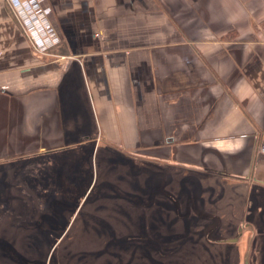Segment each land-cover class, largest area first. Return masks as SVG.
<instances>
[{
  "label": "crops",
  "instance_id": "0c3cea01",
  "mask_svg": "<svg viewBox=\"0 0 264 264\" xmlns=\"http://www.w3.org/2000/svg\"><path fill=\"white\" fill-rule=\"evenodd\" d=\"M87 139L264 228V0H0V165Z\"/></svg>",
  "mask_w": 264,
  "mask_h": 264
},
{
  "label": "rangeland",
  "instance_id": "374dc122",
  "mask_svg": "<svg viewBox=\"0 0 264 264\" xmlns=\"http://www.w3.org/2000/svg\"><path fill=\"white\" fill-rule=\"evenodd\" d=\"M92 140H85L83 146L69 153L83 161L80 167L72 165L73 169L79 167L68 179L73 185L65 177L68 172L58 174L56 164L62 154L46 152L26 164L0 165V176L5 171L15 172L19 181L30 176L33 185L38 186L14 196L21 203L26 200L34 204L35 219L25 223V218L20 224L12 218L9 225L14 230L22 229L23 243L27 238L31 245L44 243L39 258L28 264H45L50 246L58 240L48 264H242L245 257L252 264H264V233L258 236L262 240L258 246L252 241V226L264 230L260 218L252 212L257 203L248 204V208L252 207L250 215L241 219L235 206L238 201L239 210L246 207L243 197L241 201L234 197L235 208L231 200L228 204L212 201L220 198V188L217 195H205L211 198L205 207L192 200L195 197L190 201L182 195L187 199L182 201L176 187L183 172L174 170L155 154L147 156L146 150L126 151ZM91 161L94 185L86 200L81 198L82 204L78 202L76 207L82 192L90 186ZM42 189L47 192L42 194ZM5 192L0 189V199ZM66 197L69 203L63 201ZM131 200L133 203H129ZM7 205L0 201V215ZM50 212L55 213V218L62 217L59 227L51 219L49 225ZM65 227L67 231L60 236ZM36 235H41L42 240L36 241ZM234 237L238 238L235 244L226 242Z\"/></svg>",
  "mask_w": 264,
  "mask_h": 264
},
{
  "label": "flooded vegetation",
  "instance_id": "af4514ba",
  "mask_svg": "<svg viewBox=\"0 0 264 264\" xmlns=\"http://www.w3.org/2000/svg\"><path fill=\"white\" fill-rule=\"evenodd\" d=\"M93 151L95 153L96 147L93 148ZM71 152H74V151H72V149H70V150H65V151L61 152L60 154H62V157H61L62 162L61 163L58 162V164H56V166H59L58 167L59 168V171H58L59 175L62 174L63 170H64V173H67V172L69 173V174L67 173V176H65L67 181H68L71 174H74L75 171L77 172V170H79V167L83 162V161H81L80 158L77 157V155L75 158H74V156H70L69 153H71ZM81 155H83V154H81ZM35 156L36 155H33L30 159L23 160L20 162H22L23 164H26L28 161H31L32 158H34ZM37 156L40 157L39 155H37ZM17 163H19V162H17ZM72 165H78L79 167H74V169H73ZM0 171H2V170H0ZM91 171H92V179L90 181V186L88 187L87 190L82 192L80 199L77 200L76 207L78 206V202H80L82 204L81 198H85L84 200H86V197L89 195V193L92 190V187L94 185V174L95 173H94V169L92 166V161H91ZM16 175L17 174L15 172H11V171L6 172L5 171L0 176V185H1L0 189L1 190L4 189L6 191L5 193H1V196H4V198H1L0 201L3 203H5V202L9 203V205H7L8 208L4 209L2 207L4 209L5 213H2L0 215V219H1L0 220V250H1L0 251V264H28L30 262H33L31 260L39 258L40 253H42V248H43L42 246H44V243L42 245H39V246L38 245H31L28 241L29 238L25 239L26 242L23 243L22 242V233L23 232H21L22 229L18 228L17 230H14L11 228V226H9L10 224L13 223V221L10 220L12 218L14 220H16L17 223H20V224L24 223L21 221L26 218L27 222H25V223H29V222H31L32 219H35L36 213H37V211L33 212V210H32L34 204L31 205V203L29 201H26V200H24L21 203L20 201H17L16 197H14V196L18 195L19 192L25 193V192H29V191L31 192V189L36 190L38 186L33 185V182L30 180V176H28L25 179L22 178V180L19 181V178H17ZM68 182L70 183V185H73L72 181H68ZM57 185H59V184L57 183ZM71 191H72V189H71ZM46 192H47L46 189H42V191H41L42 194H45ZM139 192L141 193V191H139ZM134 193H138L137 190H135ZM69 197H71V196H69ZM69 197H66L65 199H63V201L65 203H69ZM131 202L133 203L132 200L129 203H131ZM48 203H50V202H48ZM131 206H133V204ZM43 210L45 211V209H43ZM43 214L45 215V213H43ZM48 215H49V217H48L49 225H51L50 222L55 220L53 222V224H55L56 226L59 227L60 223L62 222L61 221L62 217H60V218L56 217L55 218L56 215L53 212L48 213ZM63 215L64 214L62 213L61 216H63ZM50 219L52 221H50ZM90 227H87V229H89ZM91 228H94V227H91ZM32 231H35V229L31 230V232ZM66 231H67V229L65 227L63 229V231L60 233V236L61 235L64 236ZM253 234H254L252 237V241L254 240L253 244L254 245L260 244L261 238L258 237L260 234H255V233H253ZM46 235H49V234L46 233ZM40 236L39 235L34 236L35 240L36 241L42 240ZM39 237H40V239H38ZM57 237H59V235ZM229 239H235L234 242H228L229 244H235V242L238 241L237 237L229 238ZM58 241H54L52 243V245L50 246V248L47 252L46 259H45V264H48L49 259L52 256L51 254H53L54 248L57 245ZM3 245H4V247H2ZM251 245H252V243H251ZM4 251H7L8 255H5ZM242 264H252V263H251L249 258L247 259V263H245V258H244Z\"/></svg>",
  "mask_w": 264,
  "mask_h": 264
},
{
  "label": "water",
  "instance_id": "95a60500",
  "mask_svg": "<svg viewBox=\"0 0 264 264\" xmlns=\"http://www.w3.org/2000/svg\"><path fill=\"white\" fill-rule=\"evenodd\" d=\"M63 150H65V149H63ZM51 152H55V151H51ZM235 241V239H227L226 240V242H234ZM247 259H248V257H245V263H247Z\"/></svg>",
  "mask_w": 264,
  "mask_h": 264
}]
</instances>
